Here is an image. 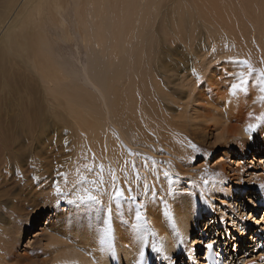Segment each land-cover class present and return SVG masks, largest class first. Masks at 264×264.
<instances>
[{"label":"bare ground","instance_id":"obj_1","mask_svg":"<svg viewBox=\"0 0 264 264\" xmlns=\"http://www.w3.org/2000/svg\"><path fill=\"white\" fill-rule=\"evenodd\" d=\"M189 1L4 0L5 7L0 10L1 62L17 60L32 67L37 74V84L43 89L44 95L48 96L54 103H65L68 116L75 120L78 133L82 134L81 146L84 147L83 149L90 146L94 150L82 151L83 149H81L79 151V158H82L83 154H87L86 162L91 163L93 161L94 164L76 172L70 171L67 178L68 186L66 187L65 182H62L61 189L67 193L71 191L73 184H79L82 180L99 181L102 178L105 181L103 187L110 191V173H115L117 183L125 189L130 185L134 190L133 195H136L138 190L136 179L133 178L132 162H135V168L145 176V183L148 185L150 178L154 181L151 187L158 188L155 198L146 195L142 201L146 206L142 212L147 220V227L151 233L155 234H146L147 244L142 242L139 234L131 228V224L135 223L134 218L129 216V209L132 205L129 202H123L119 206L120 213L114 220L116 242L115 260H113V253L102 252L99 237L93 235L97 226H101V219L96 213L92 211L80 213L75 206L66 202L65 197L58 198L55 190L49 189L50 186L44 187L41 194L45 197L46 193H50L48 195L49 201H45L46 210L41 213H46V215H41L43 218V222L40 224L41 228L34 232L32 237L35 242H46V248L56 247L49 255H53L55 250L56 252L55 256H50L48 262L44 260L40 264H145L148 260L151 262V256H154V251H150L152 244L162 249L159 258L167 257L164 259L165 264H172L175 256L173 254L176 253V257H179L180 251L188 253L189 257L186 260L189 258L192 260V263H185L199 264L197 257L192 253L190 254V250L192 251L193 248H186L185 244L189 243V240L199 244L194 236V231L202 229V227H198L199 225L202 224L205 229L204 232H207L211 226L215 225V222L217 223V218H209L210 215H208L206 207H210V210L213 211V202L215 201L224 208H238L239 204L242 205V199L244 200L246 195L248 197L253 196L254 192L251 191V188L241 183V174H245L246 171L248 172L246 176H250L249 182H253L254 179L256 182L262 181L264 183V168L261 164V162L264 163V153H258L255 150L250 152L249 149H243L240 153L235 151L236 154L232 151L234 155L239 157L232 160L231 163L234 167L232 166L228 172H225L224 165L221 163L218 172L207 178L209 180L207 186L202 183L196 187L190 181L179 180L178 177L184 174L178 171L180 167L175 168L178 171V177L172 174L168 180L154 178L146 168V163H153L154 159L138 158L136 160V151H123L126 148L124 144L111 139V128H114L119 139L125 140L128 133L134 131L141 124L149 123L147 121L148 115L145 114L146 111L141 112L140 116V109L135 105L133 85L136 79L139 81L144 66L150 60L153 49L151 50L149 45L152 44L153 35L158 31L157 26L162 25L163 31L167 32V27L163 26L166 23V17L162 16L163 12L167 11V16L170 15L173 21L170 24L169 32H167L168 36L174 28H186L185 20L190 21L194 17H199L198 20L202 21L206 29L202 28L212 43L215 42V37L219 35L218 33L222 31L223 27L228 26V15L230 16L232 11L231 8H228L229 6H225V0H199L200 2L197 4L200 5L195 4L196 0H192L196 8L199 7V11L192 13L189 11ZM237 1H240L244 7L252 9L250 18L253 19L251 21L257 29L262 30L264 0ZM155 22L161 23L154 27ZM239 22V19L235 18L234 25L238 26ZM158 27L160 29L161 26ZM166 32L162 34L165 36ZM159 33L161 32L158 31V36ZM59 43H72L74 45L72 46L75 50L72 59H75L80 65L82 62L79 60L81 53L79 49L82 46L84 48L82 50H85L86 65H82L81 70H79L70 61L67 60L69 63L65 61L64 56L59 52L61 46ZM221 52L224 50L215 51V57H208L212 63H216L213 70L207 73L210 63L208 61L203 63V67L205 64V80L214 75L217 66L221 64L220 61H223L220 59ZM233 56L235 57L237 54ZM92 64H94L95 69L97 67L103 73L100 76L102 79L99 81L96 80L99 77L94 74L95 69L92 70ZM149 70L151 69L149 68ZM124 80L128 81V86L122 82ZM120 82L124 88L120 89ZM204 85L202 81L199 90H203ZM150 104L152 105V103ZM232 114H234L233 111ZM136 117L141 118L139 125L135 123ZM224 121L227 122V120ZM243 132L248 138L245 130ZM220 138V136L217 137L218 140ZM147 141L146 136L141 140L143 143ZM146 146L142 148V152L150 153L151 151ZM173 153L177 154L175 157L182 160V157H189L193 152L173 151ZM233 153L223 152V156L229 158L230 154ZM251 153L253 160L250 163L252 165H247V158ZM78 161L80 162L81 159L76 162ZM174 163L180 164L181 162L174 161ZM101 166L102 177L99 174ZM89 169H93V171L90 172ZM230 178L237 181L232 183L233 186H229L227 183ZM169 180H171V184H169ZM159 182H161L163 189H159ZM177 183L179 186L176 185ZM84 186L91 187L90 184ZM148 186L150 187V185ZM160 196L163 197L160 198ZM103 199L107 202V197H103ZM218 210L221 213L218 218L226 220L225 209L223 211L219 207ZM20 211L19 207H17V211L9 209L8 225L0 222V252L4 255L3 264H18L24 260H28L29 264H37L26 256L19 257L6 252V248H12L17 244L22 230L27 231L26 226H16L18 228L17 233V230L14 231L11 227V223L17 224L19 222V217L22 215ZM162 213H168L170 218L164 217ZM120 219H123L128 225L127 229L119 222ZM251 220V216L250 219L246 217L244 221L248 224L242 223L240 230L244 231L241 235L246 234ZM256 220L253 222L257 224L256 227L259 228L261 227L259 225H264V217L260 222ZM234 225L238 228L237 224ZM258 228L253 231L252 237L246 236V239H249L246 245L240 244V249H244L248 245V248L244 249L245 254L249 251V245L252 247L251 256H248L249 253L244 256L245 259L251 257L246 261V264H259L256 260L260 259H256L255 255L253 258L255 248L260 241ZM177 231L183 237V243L179 242L176 235ZM201 232L203 231L201 230ZM241 240L242 238H240V242ZM208 241H215V238ZM226 242L225 251L223 247H220L219 256L224 257L227 254V248L231 241ZM141 252L145 253L142 262L140 260ZM223 253L225 254L223 255ZM226 262L227 264L231 263L227 257ZM200 264H206L205 259Z\"/></svg>","mask_w":264,"mask_h":264},{"label":"rangeland","instance_id":"obj_2","mask_svg":"<svg viewBox=\"0 0 264 264\" xmlns=\"http://www.w3.org/2000/svg\"><path fill=\"white\" fill-rule=\"evenodd\" d=\"M190 1V13L199 11V7L196 8L192 0ZM197 2L200 1L196 0L195 4ZM225 6H229L228 8H231L232 11L231 15H228L229 23L218 33L219 35L215 37L213 43L207 38L206 31L203 30L206 27L202 21L198 20L199 17L189 19L190 21L186 19V28H174L170 32L171 35L168 36L167 32H169L170 24L173 21L170 15L167 16V11L163 12L162 16L166 17V23L163 26L167 27V32L163 31L162 25H158L161 22H155L154 27L161 26V30L157 26L161 33L158 36L157 31L153 35L154 42L151 40L152 44L149 45L151 50L153 49L150 60L144 66L139 81L136 79L133 85L135 105L140 109V116L146 111L147 121L151 126L147 122L141 124L134 131L128 133L125 140L119 139L114 128H111V139L124 144L126 148L123 151H136L138 155H135L136 160L138 158L154 159L153 163L147 160L149 164L146 163V168L149 174L156 179L168 180L172 174L178 177L177 172L181 171L184 174L178 177L179 180L190 181L198 187V184L203 183L202 180L214 176L218 172L221 163L224 165L225 172H228L233 166L232 160L239 158L234 155L235 151L240 153L243 149H249L250 152L255 150L258 153H264V123L248 118L249 113L253 116L264 114V103L259 100L260 93L258 91L260 73L264 72V25L261 26L262 30L257 29L251 21L253 18H250L252 9L244 7L240 1L225 0ZM4 7V0H0V10ZM235 18L240 21L238 26L234 25ZM165 32L167 36L162 34ZM59 45H61L59 52L64 56L65 61H70L79 70L82 65H86L85 50H82L84 49L82 46L79 49L80 57L77 55L82 62L80 65L75 59H72V54L75 51L72 43H59ZM218 50H224L220 55V59L223 61H220L221 64L218 65L219 67L217 66L214 75L205 80V64L203 67V63L207 61L210 63L207 73L213 70L216 63H212L208 57H215L214 52ZM235 54L237 56L234 57ZM1 58L0 222L7 224L9 209L14 211H17V207L21 209L20 214L22 215L19 217V222L11 223V227L14 231L17 230L16 233L18 232L17 227L26 226L27 231L23 229L17 244L12 248H6V252L19 257L26 256L40 264L44 260L48 262L50 256H55L56 252L55 250L53 255H49L56 247L46 248V242H35L32 237V234L41 228L40 224L43 222L41 215H46V213H41L46 210L45 201H49L50 193H46L44 197L41 191L47 186H50V190H55L56 182L59 181L60 186L64 182V177L68 178L70 171L76 172L94 164V162H86L87 154H83L82 158H79V151L84 148L81 146L82 134L78 133L75 120L68 116L65 103H54L44 95L43 89L37 84L36 72L28 64L17 60L2 63ZM245 60L251 64L254 70L249 82V92L248 94L238 92L233 96L230 86L234 82L237 70L241 67L235 62ZM94 69L95 66L92 64V70ZM94 71L96 77H99L96 80H101L102 71H99L97 67ZM81 78L80 75V80ZM202 81L205 85L203 90H199ZM122 82L126 83L125 86L129 85L127 80ZM122 82L119 84L120 89L124 88ZM207 82L212 83L208 84ZM146 104L148 105L145 106ZM140 121L141 118L136 117L137 125L140 124ZM248 123L261 125L258 127L259 129L257 128L258 131L253 133L251 139L243 134ZM258 132L259 134H257ZM142 134H144L143 137H140ZM144 136L148 138L146 143L141 142ZM219 136L221 138L218 140ZM192 145L196 146V150H193ZM145 146L151 151L150 153L142 152V148ZM82 151L94 150L87 146ZM173 151L193 153L180 160L175 157L177 154ZM223 152L233 154L226 158L223 156ZM78 159L81 161L76 162ZM252 160L251 153L246 164L252 165L250 163ZM174 161L181 163L176 164ZM261 164L264 168V163L261 162ZM178 167L180 170L177 171L175 168ZM132 171L138 190L136 195L142 202L146 196L143 194L145 176L137 168H132ZM165 172L168 173V177L164 176ZM61 173L64 176H61ZM247 174V171L245 174H241V183L251 188V191L254 192L253 196L246 195V198L242 199V205L236 204L238 208L231 209L224 208L219 202L214 201L213 211L210 210V207H206V209H208L209 218H217V223L215 222V225L211 226L207 232H204L202 224L199 225L198 227H202V229L194 231V236L199 244L195 241L185 244L186 248H193L192 251L190 250V254L197 257L199 264L205 259L204 242H209L208 240L212 238H215L216 241L215 252L210 254L212 259L207 264H213V260L214 264H227L226 257L231 262L229 264H246V261L251 258L245 259L244 256L247 253H249L248 256H251L252 247L249 245V251L245 254L244 249L248 248V245L244 249H240V244L246 245L249 241L246 236L252 237L253 231L258 228L257 224L253 223L256 218H259L256 221L260 222L264 217V188L260 187L264 183L256 182L254 179L253 182H249L250 176H246ZM230 179L227 182L229 186L237 182L233 181V178ZM152 184L154 181L149 178L150 188H152ZM176 185L179 186L178 183ZM159 186V189H163L161 182H159ZM154 189L158 193V188L154 187ZM46 190L48 191L47 188ZM162 197L160 196V198ZM219 207L223 211L225 209L226 220L222 219V221L218 218L221 215ZM250 216L252 217L251 224L246 230V234L241 235L244 230H240V227L243 222L248 224L244 220L246 217L250 219ZM34 220L35 222H33ZM234 224H237L238 228ZM259 226L261 227L257 231H259L260 241L255 248L253 258L255 255L256 259H260L256 261L259 264H264V225ZM240 238H242L241 242ZM229 240L231 242L227 248V254L223 253L224 257L219 256L220 247H223L224 250L226 241ZM180 252L179 257H176V253L173 254L175 256L172 264L192 263L190 258L186 260L189 257L188 253ZM153 254L151 260L154 263L165 264L163 257L159 258V254L154 252ZM3 257V253L0 252V264H3ZM152 261L148 260L145 264H154ZM18 264H29V262L24 260Z\"/></svg>","mask_w":264,"mask_h":264},{"label":"snow or ice","instance_id":"obj_3","mask_svg":"<svg viewBox=\"0 0 264 264\" xmlns=\"http://www.w3.org/2000/svg\"><path fill=\"white\" fill-rule=\"evenodd\" d=\"M241 67L237 70L234 78V82L231 84V94L235 96L238 92L248 94L249 92V82L250 78L253 76V68L251 64L245 61H237ZM258 91L260 93L259 100L264 103V72L260 73V82ZM249 120L255 119L258 122L264 123V114L260 116H253L251 113L248 114ZM260 126L259 123H248L245 127V133L248 135V138L251 139L254 132H256L257 128ZM193 150H196V146L192 145ZM128 163L127 161L125 162ZM133 168L136 167L135 162L131 163ZM90 172L93 169H89ZM99 174L102 177V166L99 171ZM64 176L63 173L60 174ZM165 177H168V173H164ZM65 186H68L67 177H64ZM171 180H169V184H171ZM204 185L207 186L209 184V180L205 179L203 181ZM85 184H90L91 187L84 186ZM105 181L101 178L99 181L97 180H82L79 184H73L71 186L70 192H64L60 186L59 181L56 182L55 192L57 197H65L66 202L70 205L75 206V208L80 213L87 212H95L96 215L101 219V226H97L93 235L99 237V243L101 245L102 252L113 253L112 259L115 260V232H114V220L117 218L120 213V205L123 202H129L132 207L129 209L130 218H134L135 223L131 224V228L135 230L137 234H139V238L142 242L147 244V235L152 234L150 229L147 227V220L145 219V215L142 210L146 207L139 199L137 195H133V188L129 185L125 189L121 185L117 183L115 173H110V184L111 190L103 187ZM261 188H264V184L260 185ZM143 194L151 195L153 198L156 197L157 193L155 192L154 187L150 188L146 183L143 185ZM169 194L171 192L169 191ZM103 197H107V202L103 199ZM164 217H168V213H162ZM170 218V217H168ZM119 222L127 229L128 225L125 223L123 219H120ZM178 240L180 243H183V237L180 236L179 232H176ZM191 243V240L188 241ZM215 241L204 242L205 249V262L212 259L209 254L215 252L214 248ZM150 251H154L157 254L161 253L162 249L157 247L155 244L151 245ZM144 252L140 253V260L142 262ZM163 259H167V257H163ZM214 264V260H213Z\"/></svg>","mask_w":264,"mask_h":264},{"label":"built area","instance_id":"obj_4","mask_svg":"<svg viewBox=\"0 0 264 264\" xmlns=\"http://www.w3.org/2000/svg\"><path fill=\"white\" fill-rule=\"evenodd\" d=\"M257 240V239H256Z\"/></svg>","mask_w":264,"mask_h":264}]
</instances>
